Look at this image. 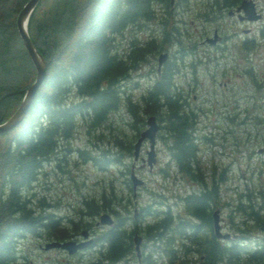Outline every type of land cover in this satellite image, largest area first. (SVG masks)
I'll return each instance as SVG.
<instances>
[{"label":"trees","instance_id":"16d2710c","mask_svg":"<svg viewBox=\"0 0 264 264\" xmlns=\"http://www.w3.org/2000/svg\"><path fill=\"white\" fill-rule=\"evenodd\" d=\"M25 1L0 0V19L8 16V21L0 25V34L7 27L15 26L16 13ZM43 1L47 0H38L30 13L27 31L37 50L48 61L46 73L22 119L0 134V264H23L17 261L16 246L18 239L27 234L43 233L46 238L62 240L71 235L70 230L76 233L78 222L69 219L72 223L69 230L59 216L45 209L44 205L48 203L41 196L33 197L29 189L45 162L53 161L59 167V161L65 159V149H70V139L79 131L78 127L98 137L99 134L93 131L106 128L110 113L117 111L120 105H124L141 126L145 125L142 113L146 116L152 114L158 128L165 133L163 142L169 151L166 164H171L196 183L206 185L208 182L198 163L197 153L202 148L199 143L210 142L211 138L205 134L192 136L196 116L182 107L184 96L176 90L174 59L167 58L161 63L152 83L145 87L139 99L124 93V80L131 70L137 68L146 52L156 49V41L149 39L140 44L134 39L125 49L117 40L126 28L151 19L154 4L168 6L169 0H80L82 5L70 4L58 16H50L48 21L39 20L36 15ZM237 1L221 0V4L231 6ZM38 35L41 36V46L36 43ZM19 47L24 54L21 60L32 69L33 79L34 69L20 40ZM240 47L247 50L253 46L245 40ZM185 55L190 54L186 52ZM194 55L193 52L192 57ZM244 71L250 75L249 68ZM28 85L0 91L1 121L14 110L16 106L12 100L19 102ZM71 92L75 98L69 96ZM137 101L140 106H136ZM245 115L249 117L245 134L251 137L254 145L261 144L264 114ZM138 129L135 126V130ZM232 143L238 144L235 139ZM120 150L121 154L116 151L114 156H109L100 149L94 154H89V150L83 147L74 149L77 157L89 159L99 168L118 163L123 156L131 157L130 140H126ZM250 150L253 152L254 149L250 147ZM211 169L214 170L215 166ZM125 182L129 184L127 176ZM211 184L198 194H184L180 199L183 208L180 215L168 211L159 215L158 210L153 212L145 207L149 219L138 223L131 220L132 223L126 225L124 218L110 208L114 220L99 230L97 258L88 264H123L128 254L134 253L132 236L136 230L144 239L142 245L146 240L151 242L147 250L140 251L139 264H264V238L256 240L257 244L252 248H245L238 240H223L214 235L208 209L216 202L217 187ZM259 187L255 197L262 199L264 192ZM108 195L113 192L109 190L107 197L100 192L96 202L84 200L88 213L105 209L110 200ZM245 196V200L250 199L249 193ZM237 209L245 210L241 204H237ZM245 213L253 221L252 226L264 228V211L249 207ZM244 225L246 228L250 226L247 222Z\"/></svg>","mask_w":264,"mask_h":264},{"label":"rangeland","instance_id":"374dc122","mask_svg":"<svg viewBox=\"0 0 264 264\" xmlns=\"http://www.w3.org/2000/svg\"><path fill=\"white\" fill-rule=\"evenodd\" d=\"M253 1L261 16L256 20L247 21L236 20L225 13L219 15L218 7L221 0H170L168 6L156 3L153 9L154 16L151 19L142 21L138 26L126 28L122 37L117 40L119 46L125 49H128V43L133 42L134 39L140 44H144L149 39L156 41L154 42L156 49L146 52L137 68L131 70L127 80H124V93L132 98L139 99L145 87L152 83L156 76V57L159 52H167L166 59L173 60L174 54L181 55V52L185 51L190 54L187 55L188 58L185 57L186 60L200 61L194 64V71L192 72L191 67L189 72L194 73L198 80L194 90L197 97L195 103L197 99L203 98L204 101L200 105L208 109L206 129L210 132L208 136L211 141L205 144L199 143L202 148L197 153L198 163L207 175L212 166H215L217 172L221 169L225 173V179L219 184L220 200L224 203L221 208L220 227L222 231L236 234L228 240H238L250 248L256 244V240L264 238V228L252 226L253 221L248 219L245 213L249 207L264 211V198L255 197L259 185L264 192V155H257L254 150L251 152L250 147L254 149L257 145H254L251 137L244 132L249 126V117H246L245 113L248 116L256 112L264 114V0ZM70 4L78 7L82 2L80 0L43 1L36 15L39 20L48 21L50 16H58V13L64 11ZM7 21L8 16L0 19V25ZM213 27L228 39L226 46L216 50L209 47V44L200 42L205 35L212 36ZM241 38L252 39L256 45L244 50L239 46L240 43L234 41ZM19 40L15 26L7 27L0 34V91L2 92L13 87H24L32 81V69L21 60L24 54L19 50ZM36 43L42 45L41 36L36 37ZM160 43L161 45H157ZM192 51L195 53L194 57ZM215 58L222 67L212 81L211 72L215 69L213 67ZM245 68L250 69V75L245 73ZM69 96L76 97L72 92ZM214 99L224 103H214ZM17 102L12 100L14 106L18 104ZM139 102H136V106H140ZM219 112L222 113L220 116H218ZM110 115L106 128L93 131L99 134L98 137L78 127L79 131L70 139V149H65V159L59 161V167H56L53 161L45 162L32 188L29 189L33 197L41 196L43 201L48 203L44 205L45 209L59 216L63 225L69 227V230L72 224L69 219L78 222L76 233L70 230L71 235L66 239L81 238L80 230L85 229L87 237H92V242L68 254L57 247L42 248L44 242L50 240L43 233L27 234L17 241L18 262L88 264L95 261L99 245V241L96 240L97 234L100 229L107 226L96 222L101 212H107L114 220L110 208L124 218L126 225L132 223L131 220L138 223L142 219H149L145 207L153 212L158 210L161 213L159 215L167 211L174 215L180 211L182 195L188 187L196 184L192 180L180 184L177 181V171L171 164H166L169 151L163 142L165 133L161 127L155 134V160L151 167L148 168L143 164L133 170L136 176L143 180V183L135 188L134 193L125 182L131 157L123 156L122 161L110 163L104 168H99L89 159L77 157L74 151L76 147L88 149L89 154L96 153L98 149L109 156H114L116 151L121 154L120 147L123 143L130 140L132 144L136 134L145 126L144 124L141 126L138 119H134L124 105H120L117 111ZM142 117L145 118L146 114L142 113ZM135 126H138V131L135 130ZM262 129L264 130V124ZM234 139L238 144L232 143ZM262 139L264 140V137ZM243 140L246 142L243 143ZM147 147V140L142 141L140 154L143 157ZM163 169H166V172ZM258 169L261 170L258 172ZM109 190L113 195H108L110 200L107 202V207L89 214L83 201L92 199L96 202L100 192H104L107 197ZM247 193L250 195L249 200L244 199ZM237 204H241V208L245 210L237 209ZM133 213H135L134 217ZM244 222L250 226L246 228ZM135 232L141 235L137 230ZM143 240L141 238L140 251H145L151 246V242L147 240L144 241L145 245H142ZM134 255L135 253L128 254L127 260L122 263L134 264L136 260Z\"/></svg>","mask_w":264,"mask_h":264},{"label":"water","instance_id":"95a60500","mask_svg":"<svg viewBox=\"0 0 264 264\" xmlns=\"http://www.w3.org/2000/svg\"><path fill=\"white\" fill-rule=\"evenodd\" d=\"M38 0H26L15 16V29L17 35L21 41V44L34 68V77L29 85L25 88L18 104L14 108V110L2 121H0V134L10 130L14 127L24 116L31 99L33 97L34 92L36 91L39 84L42 82L44 75L46 73V66L48 61L43 58L42 54L37 50L34 42L31 40L28 31H27V20L32 12L33 8L37 4ZM236 10H242V18L248 20H255L260 17V13L256 12L254 4L252 0H241L240 3L235 7ZM215 33L206 37L202 41H207L208 43H214L216 41ZM167 56V52L162 51L159 52L156 57V70H159L161 63ZM145 127L138 132L137 137L132 143V160H136L139 153V147L141 141L146 139L148 143V147L145 150V158H141L143 164H147L148 168L151 167L154 162V142H155V133L158 129V123L155 120V117L152 114H149L145 117ZM257 152L264 151V144L259 146L256 149ZM133 163V162H132ZM142 164V165H143ZM129 179L131 181V187L134 190L137 185L142 183V179L137 177L132 169H130ZM135 215V213L133 214ZM212 216V228L213 233L218 238H229L231 235L228 232H221L219 228L218 215L217 210H213L211 213ZM96 223L109 225L112 223V218L107 212H101L98 215V220ZM81 236L83 239L75 240L73 238L56 240L51 239L42 245V248H52L57 247L66 251V253L71 254L76 250L81 249L87 246L91 242V237H87V231L85 229L80 230ZM232 236H235L233 234ZM133 246L136 255L139 254V244L141 241V236L137 233H134L132 236Z\"/></svg>","mask_w":264,"mask_h":264},{"label":"flooded vegetation","instance_id":"af4514ba","mask_svg":"<svg viewBox=\"0 0 264 264\" xmlns=\"http://www.w3.org/2000/svg\"><path fill=\"white\" fill-rule=\"evenodd\" d=\"M240 1L241 0H238L237 2H234L233 5H231V6H224V5L221 4L220 7H219V9L221 10L219 15H222V14L225 13L226 15H228V16H230L232 18H236V20L247 21L248 19H244V18L241 17L242 16V10L241 9L236 10V8H235L240 3ZM252 2L254 4V7H255L256 11L259 12L258 9L255 6V2L253 0H252ZM169 3H170V0H169ZM214 33L217 36L216 37V41L214 43L211 44V43H208L207 41H205V42L202 41V39H205L206 37H209L210 35H205L200 40V42L209 44V47L213 48V50H216L217 48H219L221 46H226L227 41H228L226 35L221 34L216 27L212 28L211 35H213ZM245 40L247 42H249V44L252 45V46L256 45V43H254V41L252 39L241 38V39L234 40V41L240 43L239 46H241V44ZM220 43H221V45H220ZM184 53H185V51H183V54H181V55H176V54L173 55L174 63L176 64L175 67H176V70H177V72L175 73L176 79H177L176 90L181 94V96H184L183 97V101H182V103H183L182 105H184V106H182V107L187 110V113H193L196 116L194 118V120H193L194 127L192 129V136L193 137H198L201 134L209 135L210 132L206 129L207 126H208V124H207V119H208L207 110L208 109L205 106H201L200 105V103L202 101H204V100H202L203 98L197 99V103H195V99L197 97H196V94L194 93V90L196 89L195 86H196V84H198V80H197V78H196L194 73L190 74V72H189L191 67H192V72H193L194 71V64L196 62H200V61L199 60H186L185 57H187V56ZM181 57H182V59H181ZM206 61H208V60H206ZM219 64H220L219 61L216 59L215 62H214V65H213V67L215 69H214V71L211 72L212 81H214V79H215V74L217 72L220 73L219 69L222 66H219ZM223 70L224 69H222V71ZM189 74H190V77L188 76ZM219 75L221 76V74H219ZM218 84H219V82H218ZM190 93H192V94H190ZM189 94L191 95L190 97H189ZM214 103L222 104L224 102L221 101V100L214 99ZM220 114L221 113L219 112L218 116H220ZM221 117H222V115H221ZM216 129H218V126H216ZM263 144H264V140L261 142V144H258L254 148V152L257 153V155H264V151H261V152H257L256 151V149L259 146L263 145ZM141 158H143V156L140 154V149H139V154H138L137 159L134 160V161H131L130 164H129L128 173L130 172L131 166H132L133 170H136L137 168L143 166ZM177 173H178L177 181L180 184L183 181L185 183H187L190 180L187 177H184V175L181 174L180 172L177 171ZM215 173H217L216 176H215ZM205 178L208 181V182H206V185L204 184V182H201V183L200 182L199 183L193 182L196 185H194V186L191 185V187H188L187 188L188 190L184 194H189V193L198 194V193L204 191L205 189H208L210 187V185H212L211 183L215 184L216 187H217V197L215 199L216 202H213L210 205V208L208 209V216L211 219V223H212L211 213H212L213 210H217L220 231L221 232H227V231H222L221 227H220V221L222 220L221 208L223 207L224 203L220 200L219 184L221 183L222 180L225 179V173L222 172L221 169L219 170V172H217L216 169H214V170L210 169L208 175L205 173ZM128 181H129V184H127V186L130 187V190H132L131 181H130L129 177H128ZM239 195L241 196L242 194L240 193ZM180 207H181V209H180L178 215L183 213V208H182L181 205H180ZM134 212H135V209H134ZM134 216L135 215H133V217ZM232 234H235V233H232ZM75 239L76 240H80L81 238H75ZM91 242H92V237H91ZM240 244H242V246H243V243H240ZM256 244H257V242H256ZM244 247L247 248L246 246H244ZM134 253H135V251H134ZM140 254L141 253H139L138 256H137L136 253H135V258L137 260V264H139V261H140ZM127 258H126V260H127Z\"/></svg>","mask_w":264,"mask_h":264}]
</instances>
